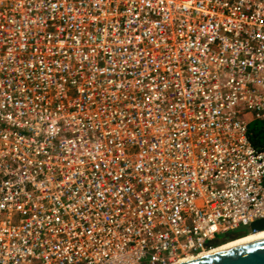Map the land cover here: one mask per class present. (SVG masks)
Here are the masks:
<instances>
[{
    "label": "built area",
    "instance_id": "2783aa9c",
    "mask_svg": "<svg viewBox=\"0 0 264 264\" xmlns=\"http://www.w3.org/2000/svg\"><path fill=\"white\" fill-rule=\"evenodd\" d=\"M264 0H0V264H179L264 220Z\"/></svg>",
    "mask_w": 264,
    "mask_h": 264
},
{
    "label": "water",
    "instance_id": "95a60500",
    "mask_svg": "<svg viewBox=\"0 0 264 264\" xmlns=\"http://www.w3.org/2000/svg\"><path fill=\"white\" fill-rule=\"evenodd\" d=\"M264 231V220H259L237 232L245 235ZM182 264H264V236L237 243L213 254Z\"/></svg>",
    "mask_w": 264,
    "mask_h": 264
},
{
    "label": "trees",
    "instance_id": "16d2710c",
    "mask_svg": "<svg viewBox=\"0 0 264 264\" xmlns=\"http://www.w3.org/2000/svg\"><path fill=\"white\" fill-rule=\"evenodd\" d=\"M248 134H249V139L256 147H259L263 144L264 132L259 123L252 122L249 125Z\"/></svg>",
    "mask_w": 264,
    "mask_h": 264
},
{
    "label": "bare ground",
    "instance_id": "6f19581e",
    "mask_svg": "<svg viewBox=\"0 0 264 264\" xmlns=\"http://www.w3.org/2000/svg\"><path fill=\"white\" fill-rule=\"evenodd\" d=\"M262 236H264V231H259V232H255V233H252V234L245 235L243 237H240V238H237V239L232 240L230 242H227V243L223 244L221 247H219L218 249H216V250H214V251H212V252H210L208 254L202 255L201 257L213 254V253L218 252V251H221L223 248L231 247L234 244L248 242L251 239H254V238H257V237H262ZM201 257H199V258H201ZM185 262H188V261L180 262L179 264H182V263H185Z\"/></svg>",
    "mask_w": 264,
    "mask_h": 264
},
{
    "label": "rangeland",
    "instance_id": "374dc122",
    "mask_svg": "<svg viewBox=\"0 0 264 264\" xmlns=\"http://www.w3.org/2000/svg\"><path fill=\"white\" fill-rule=\"evenodd\" d=\"M253 122H256V121H253ZM257 123H258V122H257ZM259 124H260V123H259ZM244 236H245V235H244ZM242 237H243V236H242ZM238 238H240V237H238ZM232 240H235V239H232ZM232 240H231V241H232Z\"/></svg>",
    "mask_w": 264,
    "mask_h": 264
}]
</instances>
